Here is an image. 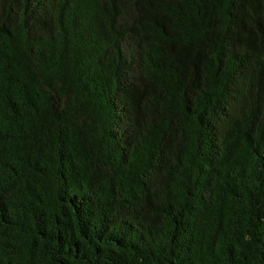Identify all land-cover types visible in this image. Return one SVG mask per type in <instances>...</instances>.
<instances>
[{
  "label": "trees",
  "instance_id": "obj_1",
  "mask_svg": "<svg viewBox=\"0 0 264 264\" xmlns=\"http://www.w3.org/2000/svg\"><path fill=\"white\" fill-rule=\"evenodd\" d=\"M0 264H264V0H0Z\"/></svg>",
  "mask_w": 264,
  "mask_h": 264
}]
</instances>
